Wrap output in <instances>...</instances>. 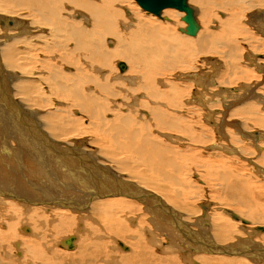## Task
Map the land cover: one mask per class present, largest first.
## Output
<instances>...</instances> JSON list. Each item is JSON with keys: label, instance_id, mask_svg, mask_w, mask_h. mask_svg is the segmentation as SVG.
<instances>
[{"label": "bare ground", "instance_id": "6f19581e", "mask_svg": "<svg viewBox=\"0 0 264 264\" xmlns=\"http://www.w3.org/2000/svg\"><path fill=\"white\" fill-rule=\"evenodd\" d=\"M186 3L195 35L176 8L0 0V264H264V0ZM23 127L95 167L46 157ZM118 176L152 202L113 194Z\"/></svg>", "mask_w": 264, "mask_h": 264}, {"label": "water", "instance_id": "95a60500", "mask_svg": "<svg viewBox=\"0 0 264 264\" xmlns=\"http://www.w3.org/2000/svg\"><path fill=\"white\" fill-rule=\"evenodd\" d=\"M138 5L145 11L150 12L154 15L159 16L160 13L162 12L163 9L165 8H176L180 11H184L185 17L183 18V20L187 23L186 26V33L190 34V35H195L197 30H198V24H196V22L194 21L193 18V14H192V10L190 9V7L187 5L186 0H135ZM29 126V125H28ZM34 128V127H32ZM23 130L27 133L30 132V136L28 134L27 137L30 138L32 140L38 141L40 142L41 140H43L44 144V148L47 151L46 152V157H50L53 160L58 161L59 163L64 162V164L69 163L70 161H73L77 168L80 171H84V167H86V164L88 165H94L95 167V163H92V160L90 158H85V155H83V145L78 144L75 142V144L73 146H67L64 143L61 142H56V141H52L51 139H46L44 137V135L38 131V138L36 137V133L35 135H32V130L31 129H27L23 127ZM99 171H101V174L107 175L108 172L105 171L103 168H98ZM108 176V175H107ZM119 177V176H118ZM114 177L113 181L116 184V189L111 188V191H115L118 193H113V194H120V195H124V196H128L131 198H137L138 200L144 202V200L148 199L149 202H152V199L149 198V193L146 191H142L140 190L137 185H135L134 183L130 182V181H126L124 179H122L121 177ZM88 184V186L91 188L88 191H96V189H99V185L97 183V181L95 180V177H93L92 179H86L85 180ZM111 182H107L106 180H102L100 182V185L103 186H107L106 184H109ZM80 186V184L78 185V187ZM58 187V186H57ZM57 189V188H56ZM56 195L55 196H50L49 199H52L53 202H56L59 199H63L64 197H66V193L67 191H63L62 197H59V191H56ZM77 193V192H76ZM112 193H107V196H113ZM66 199V198H64ZM63 199V200H64ZM52 204H56V203H52ZM262 229V228H260ZM68 247H71V239L68 240ZM227 250H224L223 252H226Z\"/></svg>", "mask_w": 264, "mask_h": 264}, {"label": "rangeland", "instance_id": "374dc122", "mask_svg": "<svg viewBox=\"0 0 264 264\" xmlns=\"http://www.w3.org/2000/svg\"><path fill=\"white\" fill-rule=\"evenodd\" d=\"M132 2V3H131ZM126 3L127 4H131V5H133V7H134V10H138V11H136V12H138V13H140V14H144V15H149V13H147L146 11H143V9L142 8H140L137 4H136V2L134 1V0H126ZM172 9V8H171ZM170 8L168 9V8H166V11H167V13H166V15H168V14H170V13H172V11H174L175 9H172L171 10ZM169 11V12H168ZM149 16H151V17H153V18H158V17H156V16H154V15H152V14H150ZM161 20V19H160ZM180 20V19H179ZM119 62V61H118ZM57 63V62H56ZM58 64V63H57ZM59 65V64H58ZM179 72H170V74H171V76H172V78H173V81H181V80H179L178 78H176V76H177V74H178ZM174 76V77H173ZM175 78V79H174ZM259 78H261V77H259ZM186 80H187V82L188 83H190V80L188 79V78H186ZM187 82H184V83H187ZM187 83V84H188ZM197 87L198 88H196V85L194 84L193 85V88H192V90L194 91V89H196V90H202L203 88L201 87V86H198L197 85ZM200 87V88H199ZM204 90V89H203ZM42 110V109H41ZM42 111H44V110H42ZM73 117H78L77 115H75V113L73 114ZM81 117V119H82V121H83V124L84 125H87L88 124V121H86L85 119H84V117H82V116H80ZM11 132H13V134L16 132V130H15V132H14V129L11 127ZM92 133L93 131H88L87 133H85L84 135H82L80 138H85L86 140H87V142H89V145H91V146H93L96 150L99 148V146H101L99 143L100 142H98L97 143V139L96 138H98L99 137V135L98 134H96L95 133V135H94V132L92 133V134H90V133ZM48 134H50L49 132H47ZM7 135H12V134H7ZM98 136V137H97ZM51 138H52V136H51ZM93 138V139H92ZM56 139V138H55ZM57 139H58V142H60V140H59V137H57ZM61 139V138H60ZM92 139V140H91ZM95 139V140H94ZM69 140V139H68ZM93 141V142H92ZM96 141V142H95ZM262 141V140H261ZM61 142H62V140H61ZM92 142V143H91ZM103 141L101 140V143H102ZM260 142V141H259ZM91 143V144H90ZM260 143H262V142H260ZM88 144V143H87ZM96 145V146H95ZM99 145V146H98ZM98 147V148H97ZM84 148V147H83ZM254 149V148H253ZM99 150H101L100 148L98 149V153H100L99 152ZM204 150H205V148H204ZM254 151H256L255 149H254ZM10 155H12L13 154V152L12 151H10ZM258 153L256 152L254 155H252V157L251 156H245L246 158H255V159H258V158H256L255 157V155H257ZM259 155V154H258ZM203 156H205V154H203ZM100 157H102L103 159H104V161H105V156L103 157V156H101L100 155ZM107 158V157H106ZM253 158V159H254ZM246 163H244L243 161L242 162H240V163H244L245 165H247L248 167L247 168H249L250 169V171H251V168L250 167H252V165H248V163H247V160H244ZM256 161V160H255ZM107 162V161H106ZM250 166V167H249ZM195 168L196 167H192L191 169H192V175H191V177L189 178L191 181H194V180H196L194 177H193V175L194 174H199V170H202V168H198V169H196L195 170ZM249 169H247V170H249ZM198 170V171H197ZM194 172V173H193ZM252 173H254L253 171H251ZM254 175L256 176H258V178H256V179H258L259 181H261L260 183H262V187L264 188V181L263 180H261L260 178H262L261 176H260V174H255L254 173ZM256 176V177H257ZM137 181V180H136ZM194 183H197L196 181L194 182ZM259 182H258V184H260ZM198 184V183H197ZM202 187V189L204 188V186H201ZM75 190H73V192H74ZM201 193H202V199H199V200H194L193 199V201H194V204H195V206H196V209H200V207L198 206L201 202H207V199H208V197H209V194L207 193V190H206V188H204L202 191H201ZM66 195H67V193H66ZM204 195V196H203ZM35 199V197L32 199V200H34ZM36 200V199H35ZM262 200H264V198H262ZM201 201V202H200ZM201 210V209H200ZM140 212V213H139ZM142 212H144V210H142V211H138V213H134L135 214V216H138V217H136V219H137V221L139 220V218H140V220H141V217L143 218V220H141L142 221V226L143 227H148V225H150V224H148V223H150L149 222V216L147 217V213L146 212H144V213H142ZM85 213H87V212H85ZM140 214H142V215H140ZM21 216H24V215H21ZM88 218V219H87ZM87 221L88 222H93L92 224H89L88 222H86V220H82L83 221V223H85V225H87V226H84V229L82 230V231H80V229L79 230H74V231H71L72 233V235H76L77 236V241H76V244L78 243L79 244V241H80V236H82V235H84L83 233L84 232H86L87 231V228H91L89 225H91V226H95V227H97L98 226V222H99V219L95 216V215H90V216H87ZM91 218H93V220L91 219ZM98 220H97V219ZM147 219V220H146ZM94 220H95V222H94ZM81 221V222H82ZM146 221H148V223H146L145 224V222ZM87 223V224H86ZM100 223V222H99ZM89 224V225H88ZM100 228H101V226H100ZM100 228H99V226H98V230H97V228H96V232H98V231H100ZM86 230V231H85ZM93 231V230H92ZM103 231V230H102ZM75 232H77V233H75ZM100 233L101 234H103L104 232H101L100 231ZM26 234H28V233H26ZM25 233H24V236L26 235ZM70 234V233H69ZM68 235V234H67ZM262 235H264V234H262ZM262 235H260L259 237H261ZM79 236V237H78ZM107 236V235H106ZM106 236H103V238H104V240H105V237ZM130 236H128L127 237V235H126V237L125 238H127V245H128V243L130 244V245H128V247H129V249L127 250V251H129L130 250V246H132L131 245V240L130 239H132V238H129ZM259 237H258V239H259ZM109 238H112V241H113V237L112 236H110ZM108 238V236L106 237V240L105 241H108V242H110L111 241V239H109ZM59 239H60V237H59ZM129 239V240H128ZM110 240V241H109ZM111 241V242H112ZM111 242H110V245H113V244H111ZM115 243V242H114ZM58 248V247H57ZM76 248H78V246L76 245V247H75V250H76ZM60 249V248H59ZM118 249H119V247H118ZM120 250V249H119ZM122 250V249H121ZM120 252H123V254H124V252L125 251H120ZM115 253H118V251H116ZM125 253H128V252H125ZM29 264V263H28Z\"/></svg>", "mask_w": 264, "mask_h": 264}]
</instances>
